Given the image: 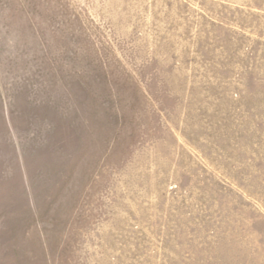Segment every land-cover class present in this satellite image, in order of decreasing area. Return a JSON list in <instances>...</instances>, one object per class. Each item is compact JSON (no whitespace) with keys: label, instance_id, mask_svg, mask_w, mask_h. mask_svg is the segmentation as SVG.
<instances>
[{"label":"rangeland","instance_id":"obj_1","mask_svg":"<svg viewBox=\"0 0 264 264\" xmlns=\"http://www.w3.org/2000/svg\"><path fill=\"white\" fill-rule=\"evenodd\" d=\"M0 264H264V0H0Z\"/></svg>","mask_w":264,"mask_h":264}]
</instances>
